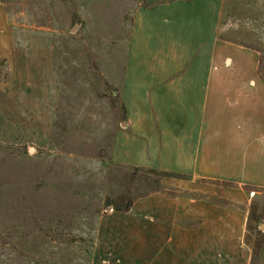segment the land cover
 Returning <instances> with one entry per match:
<instances>
[{
  "label": "crops",
  "instance_id": "1",
  "mask_svg": "<svg viewBox=\"0 0 264 264\" xmlns=\"http://www.w3.org/2000/svg\"><path fill=\"white\" fill-rule=\"evenodd\" d=\"M224 3L131 9L118 76L101 71L125 109L110 163L166 176L129 212L110 209L98 218L91 264H247L249 199L264 193V36L255 37L258 44L223 36ZM10 27L0 7V60L13 64ZM27 61L26 79L35 86L34 61ZM35 88L14 105L53 117L57 95L42 99L43 86Z\"/></svg>",
  "mask_w": 264,
  "mask_h": 264
},
{
  "label": "rangeland",
  "instance_id": "2",
  "mask_svg": "<svg viewBox=\"0 0 264 264\" xmlns=\"http://www.w3.org/2000/svg\"><path fill=\"white\" fill-rule=\"evenodd\" d=\"M157 1L0 0L15 47L13 64L0 60V264H91L98 218L158 190L162 175L110 163L123 109L101 74L106 66L118 76L131 9ZM220 26L228 39L256 43L264 0H225ZM29 57L35 86L26 79ZM35 87L42 99L57 95L53 117L14 105ZM249 203L243 253L247 264H264V193Z\"/></svg>",
  "mask_w": 264,
  "mask_h": 264
},
{
  "label": "trees",
  "instance_id": "3",
  "mask_svg": "<svg viewBox=\"0 0 264 264\" xmlns=\"http://www.w3.org/2000/svg\"><path fill=\"white\" fill-rule=\"evenodd\" d=\"M170 1H178V0H158L154 4L153 3H151V4H145L144 3L143 5L145 7H148V8H155V7L159 6L160 4H163V3H166V2H170ZM184 1L190 2V1H193V0H184ZM5 68H6V64L1 62L0 63V70L1 69H5ZM263 78H264V76H263ZM122 109H123V112H125V109L123 107H122ZM123 112H122V114H123ZM149 173H151V172H149ZM159 175L166 176L165 173H162V174H159ZM132 204H133V201H126L125 203H120V204L113 205V209H114V211H117V212H127V211L129 212L131 207H132ZM109 206L112 207L111 203L107 204V207H109Z\"/></svg>",
  "mask_w": 264,
  "mask_h": 264
}]
</instances>
